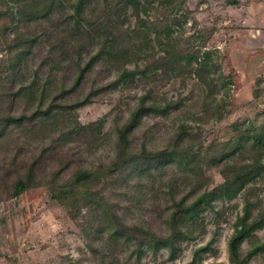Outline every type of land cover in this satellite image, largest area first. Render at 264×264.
Wrapping results in <instances>:
<instances>
[{"label":"rangeland","instance_id":"rangeland-1","mask_svg":"<svg viewBox=\"0 0 264 264\" xmlns=\"http://www.w3.org/2000/svg\"><path fill=\"white\" fill-rule=\"evenodd\" d=\"M121 6L119 0H109L92 8L95 16L92 10L88 14L93 20L97 16L103 20ZM175 14L183 24L174 29L177 33L183 31L184 47L212 52L227 77L218 82L221 90L216 94L222 108L219 110L214 103L212 110L207 111L212 100L193 75L164 78L146 88L120 85L100 91L91 102L79 104L77 101L118 76L114 66L97 64L75 94L58 99L49 124L42 122L49 117L40 116L35 121L9 126L6 135L0 137V264H188L195 257L197 264H264V251L243 260L254 246V239L242 243L241 263L233 262L229 251V240L247 198L264 205L261 191L257 197L246 190L234 199L217 198L213 207H204L192 234L185 232L183 239L176 242L175 258L171 257L169 247H159L153 242L154 233L160 237L172 234L168 224L175 207L172 196L175 194L180 199L189 194L187 202H191L205 188L218 186L224 181L222 164L204 166L210 185L196 194L191 193L192 183H184L183 177L189 176V172L176 162L116 166L119 129L149 87H153L159 99L182 101L183 106L166 114L145 116L131 136L134 152L143 143L152 152L172 147L176 131L183 126L194 136L188 144L205 155L211 146L233 140L236 125H264V0H185ZM131 21L134 27L133 16ZM8 24L10 31L4 36L0 21V87L3 85V90L12 85L14 77L7 62L14 39L13 24ZM34 30L31 35L42 33L39 27ZM51 47L46 36L39 38L25 86L43 90L48 68H43L41 62ZM93 47L94 52L97 48ZM87 59L85 56L83 62ZM35 70L39 71L38 78ZM67 76L70 78L65 81L66 85H72L73 70L60 73L56 84H61ZM16 81L18 87L21 80ZM47 90L45 108L57 94L50 87ZM12 105L8 98L3 108ZM37 106V100L24 96L15 102L14 113L30 115ZM2 128L0 125V135ZM34 162L38 163L36 184L16 196L15 182L27 174ZM79 168L95 172L94 179L82 191L99 193L107 205L100 199L95 204L86 196L80 204V216L74 220L61 192L73 183ZM104 210L115 211L124 226L116 220L110 226ZM184 229L188 231L186 226ZM147 231L153 233L149 235ZM257 235L264 240V229Z\"/></svg>","mask_w":264,"mask_h":264},{"label":"trees","instance_id":"trees-1","mask_svg":"<svg viewBox=\"0 0 264 264\" xmlns=\"http://www.w3.org/2000/svg\"><path fill=\"white\" fill-rule=\"evenodd\" d=\"M119 2L122 6L114 14L103 20H100L101 16L93 20L88 12L95 5H104L109 3V0H0V21L3 22L4 36L10 31L8 22L13 24L11 30L14 34L7 60L10 62L8 69L14 74L12 85L4 90L3 85L0 87L2 108L0 125L3 126L1 131L4 130L1 138L6 135L5 130L13 124H21L27 120L35 121L40 116L49 117L58 106V99L75 94L84 85L87 75L100 62L114 66L118 76L77 101L79 104L91 102L100 91L116 89L120 85L127 88H146L164 78L193 75L204 85L208 98L212 100V103L207 105V111L213 108V104L217 103L216 94L221 90L219 83L227 77L220 64L214 60L212 52L202 53L200 48L192 50L190 47H184L183 31L179 33L175 31L174 26L183 25L175 13L185 0H119ZM69 9L72 13L67 12ZM128 9L131 10L130 14ZM93 14L94 16L96 14L94 10ZM131 16L136 20L134 27ZM46 23L50 26H45ZM34 27H39L42 33L31 35L36 31ZM44 36L52 47L46 59L41 62L43 68H48V80L41 91L33 86H25L24 80L27 79L30 69L29 63L36 57L35 50L39 38ZM93 46L97 48L94 52L91 49ZM85 56L88 59L83 62ZM69 70H73L72 85L65 83L70 78L68 76L63 78L61 84H56L57 76ZM35 73L38 78L39 71L35 70ZM17 78L21 80L18 87ZM47 87H50L51 91L56 90L57 94L45 108L43 105L48 98ZM38 91H41L40 94ZM24 96L29 97L31 101L37 100L38 106L30 115L17 116L14 113L15 102ZM8 98L14 105L4 109L3 104ZM182 106V101L159 99L153 87H149L139 97L128 120L119 129L116 157L118 168L137 167L153 161L176 162L184 166L185 172H189V176L183 177L184 183H192L194 189L191 193L195 194L205 185H210V178L205 176L204 166L222 164L221 173L224 181L213 188H205L206 190L194 201L187 202L189 194L176 199L173 193L175 207L168 220L172 227L170 236L160 237L152 234V231H147V234H152L153 242L157 246L170 248L172 258L177 255L176 242L183 239L185 232L189 236L192 234V228H195L198 222L197 216L204 207H213L212 203L217 198L234 199L246 190L256 197L260 191L264 193V125L246 127L236 125L233 140L211 146L205 155L201 151H195L192 144H188L194 136L183 126L176 131L172 147L152 152L148 145L143 143L139 151H133L131 136L145 116L152 113L166 114L172 109L179 110ZM221 106L219 103L216 104L219 110ZM42 122L49 124L50 117L49 120L45 119ZM37 164L32 163L27 174L15 182L16 196L36 184ZM94 177V171L79 168L75 172L73 183L61 192L65 202L68 201L67 205L72 209L70 215L74 220L79 218L80 204L86 200V196L94 200L91 202H99L100 199L104 203L105 197H99V193L84 192L81 189L90 184ZM104 216L108 218L107 223L110 226H113L115 220L124 226L115 211L108 213L104 210ZM185 226L188 231H185ZM261 229H264V205L247 198L243 214L238 216L235 232L229 240L230 257L233 262H242L241 245L246 240L254 239V246L243 260L253 258L264 251V240L257 235ZM139 230L143 232V229ZM199 251L196 253L197 256ZM188 264H197V258Z\"/></svg>","mask_w":264,"mask_h":264}]
</instances>
